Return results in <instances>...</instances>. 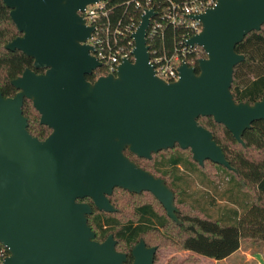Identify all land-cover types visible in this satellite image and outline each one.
Segmentation results:
<instances>
[{
    "label": "water",
    "instance_id": "1",
    "mask_svg": "<svg viewBox=\"0 0 264 264\" xmlns=\"http://www.w3.org/2000/svg\"><path fill=\"white\" fill-rule=\"evenodd\" d=\"M99 0H3L22 34L5 44L34 60L11 80L15 96L0 90V243L9 249L3 264H127L110 234L96 240L88 215L114 212L115 188L152 192L178 223L176 193L165 178L140 166L126 153L152 158L175 147L235 170L214 133L199 123L213 116L241 143L254 121L264 119V97L237 101L232 92L235 66L245 59L236 50L248 33L264 24V0H217L192 15L202 30L190 46L207 53L199 72L186 61L179 78L166 81L150 63L148 29L154 8L136 31L133 59L124 57L116 72L89 80L102 62L96 57L94 26L82 15ZM25 98L52 132L39 139L28 129ZM157 246L144 238L133 247L132 264H154Z\"/></svg>",
    "mask_w": 264,
    "mask_h": 264
},
{
    "label": "trees",
    "instance_id": "2",
    "mask_svg": "<svg viewBox=\"0 0 264 264\" xmlns=\"http://www.w3.org/2000/svg\"><path fill=\"white\" fill-rule=\"evenodd\" d=\"M170 1L180 4L191 0H153V4L163 11ZM109 4L116 6L112 12L113 18L126 13L124 24L131 20L134 26L139 23L141 9L136 6L135 0H109ZM18 33L10 16V8L0 0V89L6 95L15 91L11 79L32 65V58L22 51L5 48V44ZM173 34L172 30L166 33L169 47H172ZM176 35L180 37L181 32ZM159 45L161 40L155 42L151 39L152 47ZM236 50L245 54V59L235 66L232 92L237 101L254 103L264 97V24L259 30L248 33L237 44ZM206 56L203 47L195 46L187 61L199 71V59ZM108 73L107 68L102 66L87 75V78L94 81ZM23 110L28 118L30 133L39 139L46 138L51 129L40 123V114L32 100L25 99ZM198 120L214 133L235 170L212 160L200 165L193 159L190 149H182L178 144L154 153L151 159L137 158L141 166L165 178L175 191L180 223L168 216L152 192L137 193L119 187L110 196L116 211H101L95 207L94 213L88 216L97 238L105 239L113 234L117 249L126 252L130 261L133 258L132 248L140 238H144L147 245L157 246L158 249L173 246L217 260L236 252L242 239L264 243V119L254 121L244 132V143L239 142L213 116H200ZM127 152L134 156L129 150ZM196 174L202 183L207 184H217L224 177L228 183L226 191L243 206L241 216L230 217L233 220L231 223L226 222V218L222 220L210 214L209 207L195 197L193 191H189ZM83 200L91 201L87 197ZM191 260L197 261L194 258Z\"/></svg>",
    "mask_w": 264,
    "mask_h": 264
},
{
    "label": "built area",
    "instance_id": "3",
    "mask_svg": "<svg viewBox=\"0 0 264 264\" xmlns=\"http://www.w3.org/2000/svg\"><path fill=\"white\" fill-rule=\"evenodd\" d=\"M216 2L217 0H191L179 4L170 1L163 11H159L154 6L153 0H135L136 6L141 9V18L136 26L132 20L124 24L126 13L113 18L112 12L116 6H111L109 0L87 4L81 13L87 24L94 26L92 37L89 39L94 47L93 53L102 62V66L111 73L117 71L124 57L133 59L135 40L132 34L139 26L146 10L154 8L157 13L151 18L147 34L151 52L150 63L161 78L166 81H175L179 78V66L184 61L188 63L187 57L192 53L193 48L198 46H190L189 38L202 30L201 21L191 16L214 6ZM168 30L174 32L172 47L167 44ZM179 32H181L180 37L176 35ZM151 39L155 42L158 39L161 40V46L152 47ZM8 255L9 249L2 245L0 264L4 263Z\"/></svg>",
    "mask_w": 264,
    "mask_h": 264
},
{
    "label": "rangeland",
    "instance_id": "4",
    "mask_svg": "<svg viewBox=\"0 0 264 264\" xmlns=\"http://www.w3.org/2000/svg\"><path fill=\"white\" fill-rule=\"evenodd\" d=\"M230 187V185H229ZM228 183L224 179L217 184L202 183L199 176H193L191 189L195 197L209 207L214 217L233 222L230 217L241 216L243 206L226 191ZM229 219V220H228ZM197 259L193 261L191 259ZM155 264H264V243L253 239H242L241 247L226 259L217 260L190 250H180L169 246L158 249Z\"/></svg>",
    "mask_w": 264,
    "mask_h": 264
},
{
    "label": "flooded vegetation",
    "instance_id": "5",
    "mask_svg": "<svg viewBox=\"0 0 264 264\" xmlns=\"http://www.w3.org/2000/svg\"><path fill=\"white\" fill-rule=\"evenodd\" d=\"M20 34H22V33L19 32V33L17 34V36L20 35ZM17 36H15V37H17ZM15 37H14V38H15ZM14 38H13V39H14ZM11 40H12V39H11ZM30 58H31V57H30ZM27 67H29V68H31V69H33V70H36L37 72H44V71H45V69H36V68L34 67V60H33V58H32V65H31V66H27ZM27 67H25V69H26ZM25 69H24V70H25ZM24 70H23V71H24ZM23 71H22V73H23ZM197 72H199V71H197ZM22 73H21V74H22ZM21 74H19V75H21ZM19 75H18V76H19ZM18 76H16V77H18ZM16 77H15V78H16ZM12 79H14V78H12ZM12 79H11V80H12ZM11 84H12V83H11ZM12 85H13V84H12ZM13 87L15 88V91H14V93H12V94H7V95H6V94H4V92H3L1 89H0V90L2 91L3 95L6 96V97H8V96H15L16 93L19 91V89H17L14 85H13ZM25 99H28V98H25ZM24 102H25V100H24ZM23 106H24V105H23ZM23 112H24V110H23ZM38 113H39V112H38ZM39 114H40V113H39ZM40 116H41V115H40ZM27 119H28V118H27ZM40 123H41V122H40ZM43 125H44V124H43ZM28 127H29V126H28ZM49 128H50V127H49ZM50 129H51V128H50ZM51 132H52V129H51V131L49 132V134H50ZM49 134H48V135H49ZM48 135H47V136H48ZM44 139H45V138H44ZM42 140H43V139H42ZM125 153H126L131 159H133V160H134L135 162H137V163H138L137 158H146V157H139V156H137V155H135V154H133V153H132V154H133L134 156H132V155H130V154L127 152V150L125 151ZM152 157H153V156H152ZM148 159H149V158H148ZM150 159H151V158H150ZM138 164H139V163H138ZM139 165H140V164H139ZM140 166H141V165H140ZM142 167H143V166H142ZM143 168H144V167H143ZM145 169H146V168H145ZM147 170H148V169H147ZM150 171H151V170H150ZM151 172H152V171H151ZM154 174H155V173H154ZM155 175H156V174H155ZM156 176H158V175H156ZM160 177H161V176H160ZM166 181H167V180H166ZM168 185H169V184H168ZM87 198H89L91 201L83 200V199H81V201L89 202V203L93 206V209H94V211H95V207H96V206H95L93 200H92L90 197H87ZM96 208H97V207H96ZM97 209H98V208H97ZM94 211H93V213H94ZM93 213H92V214H93ZM90 215H91V214H90ZM88 216H89V215H88ZM95 233H96V231H95ZM107 237H108V236H107ZM105 239H106V238H105ZM105 239H98V238H97V234H96V240L102 242V241H104ZM140 239H141V238H140ZM139 241H140V240H139ZM139 241H138V242H139ZM136 244H137V243H136ZM136 244H135V245H136ZM135 245H134V246H135ZM146 245H147V244H146ZM116 246H117V245H116ZM134 246H133V247H134ZM147 246H148V247H151V245H147ZM132 249H133V248H132ZM119 251H120V250H119ZM157 252H158V251H157ZM125 253H126V252H125ZM126 254H127V253H126ZM132 256H133V253H132ZM156 256H157V254H156ZM127 257H128V262H127V264H132L133 261H134V256H133V258H132L131 261H130V257H129L128 254H127ZM155 263H156V258H155ZM155 263H154V264H155Z\"/></svg>",
    "mask_w": 264,
    "mask_h": 264
},
{
    "label": "crops",
    "instance_id": "6",
    "mask_svg": "<svg viewBox=\"0 0 264 264\" xmlns=\"http://www.w3.org/2000/svg\"><path fill=\"white\" fill-rule=\"evenodd\" d=\"M240 247H241V246H240ZM237 251H238V250H237ZM237 251H236V252H237ZM234 253H235V252H234ZM234 253H233V254H234ZM233 254H231V255H233ZM231 255H230V256H231ZM227 258H228V257H227ZM224 259H226V258H224Z\"/></svg>",
    "mask_w": 264,
    "mask_h": 264
}]
</instances>
